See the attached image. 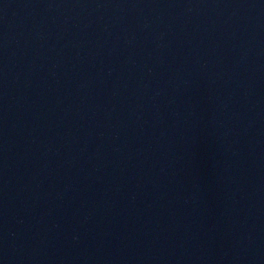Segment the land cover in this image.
Returning a JSON list of instances; mask_svg holds the SVG:
<instances>
[{"label": "water", "instance_id": "water-1", "mask_svg": "<svg viewBox=\"0 0 264 264\" xmlns=\"http://www.w3.org/2000/svg\"><path fill=\"white\" fill-rule=\"evenodd\" d=\"M0 264H264V0H0Z\"/></svg>", "mask_w": 264, "mask_h": 264}]
</instances>
